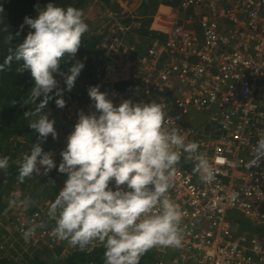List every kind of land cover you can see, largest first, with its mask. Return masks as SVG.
I'll return each mask as SVG.
<instances>
[{
	"label": "built area",
	"instance_id": "obj_1",
	"mask_svg": "<svg viewBox=\"0 0 264 264\" xmlns=\"http://www.w3.org/2000/svg\"><path fill=\"white\" fill-rule=\"evenodd\" d=\"M113 1L126 7L131 0ZM105 17L100 32L106 54L93 82L83 84L84 92L99 86L115 106L124 100L164 105V127L179 128L185 143L197 142L198 152L215 169V180L204 183L186 168L195 162L182 153L168 192L183 213L182 244L146 253L161 264H264V157L258 167H247L252 148L264 137V0H181L176 9L161 5L150 31L165 40L155 39L142 55L126 39L139 25L124 24L121 10L106 11ZM61 73L53 74L59 90L65 87ZM111 73L117 80L127 76L131 85L116 88ZM62 98L66 102L68 95L63 92ZM81 111L95 112L94 102L69 104L58 134L64 149ZM217 157L224 162L216 164ZM110 187L115 190L114 181ZM46 216L9 211L0 226L16 240L34 226L25 243L54 249L64 241L49 235L52 219ZM99 249L104 248L93 243L82 251Z\"/></svg>",
	"mask_w": 264,
	"mask_h": 264
},
{
	"label": "clouds",
	"instance_id": "obj_2",
	"mask_svg": "<svg viewBox=\"0 0 264 264\" xmlns=\"http://www.w3.org/2000/svg\"><path fill=\"white\" fill-rule=\"evenodd\" d=\"M24 24L31 31L22 43L8 49L0 64L3 72L13 61L22 62L17 71L30 72L34 80L28 102L37 106L34 112H26L25 118L38 117L29 127L39 139L30 153L15 161L20 183L34 173L40 175L41 168L44 175L57 168L52 153L41 147L49 135L57 138L55 121L43 114V109L54 89L61 97L55 100L57 108L66 106L53 74L66 55L75 57L89 30L82 10L54 3L38 11L35 19L25 17ZM12 39L11 34L6 37L8 42ZM83 68V63L76 62L70 74L61 73L67 91L72 90ZM88 96L95 112L78 113L66 148L60 152L57 170L67 179L48 209V217L55 221L49 235L80 250L99 243L105 249V264H139L143 254L154 247H180L183 213L168 195L176 166L182 153H187V159L195 162L193 172L202 182L212 183L216 178L213 163L198 152L197 142L185 143L179 128L169 131L164 127V105L124 100L115 106L99 86L90 87ZM251 154L247 167H258L264 157V137L257 140ZM9 161L8 156L0 157V170L7 172ZM223 162V158H215L216 164ZM113 181L115 190L110 187ZM20 195L13 194L9 208L26 209L33 203ZM34 231V226L22 230L26 242Z\"/></svg>",
	"mask_w": 264,
	"mask_h": 264
},
{
	"label": "trees",
	"instance_id": "obj_3",
	"mask_svg": "<svg viewBox=\"0 0 264 264\" xmlns=\"http://www.w3.org/2000/svg\"><path fill=\"white\" fill-rule=\"evenodd\" d=\"M48 3H54L56 6L62 8L72 6L82 11L97 4L103 13H106V11L120 13L121 8L113 0H0V8H2V11H0V64H3L5 57L9 54L8 49L10 47L14 49L18 44L22 43L28 32L31 31L29 26L24 24V18L29 17L35 19L38 11L43 10ZM180 3L181 0H131L129 2L128 8L130 12L128 15L126 14L127 18L123 20V23L130 25L133 22V18L140 23V28L137 31L126 35V38L127 36L129 38L130 46L133 48L135 54H144L147 47L155 39L162 42L165 40L164 35L148 30L152 17L158 7L160 5H167L176 9L180 7ZM22 25L23 27H21ZM101 26L102 24L99 23V25L90 28L83 35L81 47L75 54V57L72 58L66 55L58 69V71H62L65 74H70L69 69L74 63L81 62L84 64V68L76 79L72 90L70 92L67 91L66 85L63 88L64 94L71 95L73 97L72 102L80 106L88 104L91 102V99L88 93L78 91L77 86L78 84L93 82L96 69L102 65L99 59L103 58L106 54L101 49L103 39V34L100 32ZM9 34L13 37L11 42L6 40ZM121 51L124 52L122 49ZM124 63L123 60L121 67L125 72ZM21 65L22 62L13 61L10 67H6L3 72H0V152L3 150L8 152L12 149V154L8 156L10 157V161L7 172L0 170V218L4 213L10 211L9 205L6 202L11 198H15L13 196L14 193H20V199L28 198L29 195L36 198L34 196L36 193L35 188L32 190L30 188V185L33 183L32 179L26 178L23 183L18 182V166L15 163V161L22 159L24 154L30 153L31 146L37 143L39 139V134L35 133L29 127L30 123L34 122L38 117L29 116L27 119L25 118V113L34 112L37 106L35 103L28 102L30 91L34 87V80L30 72L17 71ZM109 80L118 89H125L131 85L125 75H123L121 80H117L111 73ZM49 95L52 96V99L49 100L48 104L49 106L52 104L51 107L54 108L55 89ZM47 107L43 109V114L47 113ZM64 117L56 125L57 127L55 129L63 126ZM17 139H22V141L12 146V141ZM41 147L45 152H51L52 147L53 149H59L58 158L60 161L62 160L60 152L64 148L58 135L56 139H53L49 135L45 141L41 142ZM180 166L181 159L176 167ZM194 167L192 163L186 166L192 173H194ZM57 169L55 168L47 175L43 174L42 178L39 175L34 177L35 180H41H38L35 185L37 183L39 185H46V189L44 190L47 199L50 200V204L54 202L67 179V175L59 173ZM50 204L47 206L45 204L42 210H40L32 203L25 212L32 214L45 211L47 215ZM47 218L48 215L46 216ZM47 226L54 227L55 221L50 220ZM104 252L105 249L84 252L79 248L71 247L67 241H64L54 249L48 248L41 242L35 246H28L25 243V239L18 236L15 250L10 252L9 257H0V264H103L105 263ZM139 264L161 263L154 255L145 253L141 257Z\"/></svg>",
	"mask_w": 264,
	"mask_h": 264
},
{
	"label": "rangeland",
	"instance_id": "obj_4",
	"mask_svg": "<svg viewBox=\"0 0 264 264\" xmlns=\"http://www.w3.org/2000/svg\"><path fill=\"white\" fill-rule=\"evenodd\" d=\"M120 10H121V12L123 14L122 18L123 19L127 18L126 14L128 15L129 12H130V9L128 8V6L121 7ZM105 18H106L105 17V13H103L101 11L100 6L97 5V4H95L93 6H90L89 8H87L86 10L83 11V19H84L85 23H87L88 29H90L92 27H95L96 25H99V23L104 24L105 23ZM113 37H114V39H117L116 35H114ZM105 39L107 40L109 38H105ZM77 88L81 89L80 85H78ZM78 91H80V90H78ZM78 93H80V92H78ZM72 98L73 97L71 95L68 96V98L66 100V106L64 108H62V109L57 108L55 103L53 104L54 108L51 107L52 104L50 106H49V104L47 105L48 107H47V110H46V112H47L46 114L49 115V119L50 120H54L55 121L54 128L57 127L56 125L60 123V120L66 114L69 104H71V103L75 104L74 102H72L73 101ZM76 105H78V104H76ZM20 141H22V139H17V140L12 141L13 142L12 146H14V144H16V143H18ZM12 148L14 149V147H12ZM51 149H52L51 150L52 159L54 160V162H55V164L57 165V168H58V166H59L61 161L58 158L59 155H57L55 153V152H57V148L53 149V147H52ZM0 154H1L0 155L1 157L10 156L12 154V149H10L8 152L3 150L2 152H0ZM18 155H20V154H18ZM54 169H52V170H54ZM43 171H44L43 168H41V174L39 175V176H41V178L43 177ZM35 176H38V175H36L34 173L33 177L30 178L33 181V183L30 185V188H31V190L35 188L36 193H35L34 196H36V198L35 197L33 198L32 195H29L28 198H31V201H33V204L35 206H37L38 209L42 210L43 206L47 202H49L50 200L47 199V195H46L45 190H44V189H46L45 188L46 185H39L38 183H37V185H35L36 182L39 180V179L35 180L34 179ZM39 181H41V180H39ZM11 199H14V198H11ZM6 203H8V205H9V200H7ZM28 208H29V206L26 209L28 210ZM26 209L25 208H20V207L9 208L10 213H15V212L20 211V210L21 211L24 210V212H25ZM43 212H45V211H43ZM15 240L16 239H13V238H11V236L6 234L5 230L3 229V226H0V257H9L10 252L12 250H15V248H16Z\"/></svg>",
	"mask_w": 264,
	"mask_h": 264
},
{
	"label": "crops",
	"instance_id": "obj_5",
	"mask_svg": "<svg viewBox=\"0 0 264 264\" xmlns=\"http://www.w3.org/2000/svg\"><path fill=\"white\" fill-rule=\"evenodd\" d=\"M161 6V5H160ZM160 6L158 7V9L160 8ZM158 9L156 10V13H157V11H158ZM161 11H163L164 10V8H161L160 9ZM155 15V14H154ZM132 23H137V26L139 25V27H135L134 29H132L128 34L130 35L131 33H133V32H135V31H137L139 28H140V23L136 20V19H134L133 18V22ZM150 26H151V24H150ZM150 26H149V31H150ZM151 32V31H150ZM155 33V32H154ZM127 34V35H128ZM127 40H128V44L130 45V41H129V38H128V36H127V38H126ZM78 85H80V88L81 89H79L78 88V90H80V92L81 91H83L84 92V89H83V84H78ZM65 116V115H64ZM61 129H62V127H60V128H57V129H55L56 130V132H57V135L61 132ZM56 154H58L57 152H55Z\"/></svg>",
	"mask_w": 264,
	"mask_h": 264
}]
</instances>
